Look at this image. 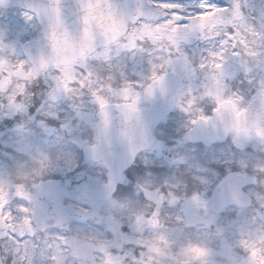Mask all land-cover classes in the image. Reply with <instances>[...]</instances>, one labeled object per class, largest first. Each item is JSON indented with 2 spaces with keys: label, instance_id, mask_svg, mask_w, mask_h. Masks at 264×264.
<instances>
[{
  "label": "flooded vegetation",
  "instance_id": "af4514ba",
  "mask_svg": "<svg viewBox=\"0 0 264 264\" xmlns=\"http://www.w3.org/2000/svg\"><path fill=\"white\" fill-rule=\"evenodd\" d=\"M27 1L5 0L0 4V142L6 146L7 162L10 153L7 146L24 142L28 133V137L38 142L73 147L58 136L63 137L68 130H74L75 138L83 134L86 145H96L98 119L97 111L91 112L95 92L92 90L97 84L105 83L104 77L109 69L117 67L116 77H111L108 88L103 85L105 90L100 92L108 97L107 103L126 105L122 111L133 113L137 119L146 115L141 118L142 123L148 120L149 114L160 110V119L149 125L154 145L172 144L167 138L172 134L193 152L183 158L180 156L177 168L181 170L166 172L168 183L179 185L176 189L180 190L182 204L171 214V226H187L189 221H201L209 229L208 233L202 232L205 238L210 234L216 236L219 227L229 229L230 226L248 225L264 228V48L261 47L264 43V0H130L136 11L121 37L106 47H98L94 54L72 65L51 68L38 76L33 73L24 48L29 41L41 38L42 27L28 12ZM90 2L100 5L97 8L101 12L106 7L103 0ZM161 3L182 4L184 9L179 10V15L185 17L182 23L188 22V16L204 11L201 4L216 7L207 15L178 27L174 20L156 22L163 15V9L158 5L145 7ZM25 12L31 19H25ZM141 15L145 22L130 31L129 25ZM62 20L65 25L72 23L69 19ZM55 23L65 26L62 22ZM228 26L237 29L239 43L234 41L233 46L242 54L233 56L229 50L224 60L210 56L220 47L219 39L213 37ZM103 30L101 28L99 32L104 34ZM144 39L151 41L154 48L147 45L144 50L131 51L137 47L138 40ZM54 47L68 48L61 44ZM177 47L181 54L175 51ZM87 60L92 62L87 63ZM79 64L87 66L89 72L95 69L97 80H88L85 86L83 81H77L78 76H74L73 81L61 76ZM57 70L58 76H55ZM153 76L159 78L153 80ZM150 88H153L152 94L146 96ZM60 95L61 100L69 99V108L64 109L66 112L60 115L61 118H54L55 121L51 122L48 115L38 114L43 110L42 104L56 97L59 99ZM218 110L221 116L224 115L223 119H228L227 125L209 123L202 127H217L214 139H183V134L196 121L210 119ZM83 113L88 120L81 119ZM118 115L113 112L109 118ZM33 119L43 120L44 127H36L31 122ZM53 128L58 129L55 134L50 132ZM178 130L177 135L174 132ZM61 158L68 160L70 165L75 162L76 155L68 153ZM173 158L178 162V156ZM146 160L136 156L117 182L126 177L135 187L139 174H146L145 169L154 164V159L151 162ZM51 166H44L45 170L39 174L25 167L20 175L13 173L21 176L19 180H10L9 176L8 183L0 187V209L9 205L16 215L0 216V264H182L178 250L175 247L172 250L174 243L181 242L174 236H164L160 238L162 240L150 236L139 240L130 236V240H123L120 235L77 234L75 228L83 219L75 217L76 185L74 180L69 181L71 177L75 179L76 171L70 165L69 170L51 177L49 175L54 174ZM5 168L11 172L8 166ZM230 177L243 180L237 183L238 197L234 201L217 203L214 197L216 187ZM204 180L211 185H204ZM126 186L124 184L122 188ZM87 191L85 188L84 192ZM195 196L202 203L197 199L195 202ZM167 198L171 202L170 192ZM221 199L225 200V197ZM21 204L28 207L23 215L16 212ZM186 209L193 211L188 214ZM178 216L182 218L180 221L176 219ZM81 229L85 233L88 228L83 224ZM13 233L15 240L11 239ZM197 234L202 242L204 236ZM155 243H159L160 249L168 250L151 249ZM142 252L138 260L128 258L139 257ZM216 260L219 261V257ZM230 263L231 260H227V264ZM187 264L207 263L199 260Z\"/></svg>",
  "mask_w": 264,
  "mask_h": 264
},
{
  "label": "rangeland",
  "instance_id": "374dc122",
  "mask_svg": "<svg viewBox=\"0 0 264 264\" xmlns=\"http://www.w3.org/2000/svg\"><path fill=\"white\" fill-rule=\"evenodd\" d=\"M90 61L92 62V60H87L86 62L88 63ZM77 66L84 67L85 65H76L72 69L64 71L61 76L73 81L74 76H76L77 78ZM116 72H118L117 67H112L111 69H109L106 72L107 77H104L105 83L97 84L92 90V93L95 91L93 93L91 102L92 114L98 109L101 100H103L104 102L108 101V97L100 95V92L102 90H105L103 88V85L108 88V84L111 81L110 78L116 77ZM85 79L87 81L91 79H93V81H96L97 74L95 72V69H91V72L88 73V76ZM77 81H79L78 78ZM80 88L78 91L79 93L81 92ZM59 99L56 97L55 99L49 100L42 104L41 109L43 110H39L38 114L48 115L51 122L55 121L54 118H61L60 115L66 112V110L64 109L69 108V104L67 101L69 99L66 98L64 100H61V95L59 96ZM81 119L88 120L87 116L84 113L81 115ZM31 122L35 124L36 127H44V121L41 119H33ZM60 125H63V122L60 123ZM29 126L30 124H28V127ZM48 128L49 127L47 126V129ZM71 129L73 128L71 127ZM56 130L58 129L53 128V130H51L50 132L55 134ZM67 132L68 133L66 135L62 134L63 137H58L59 139L64 138L65 141L62 142L70 143L73 145L71 151L66 152V144L61 143L51 148L46 141L42 144V142H38L32 139L31 136L28 137V135L30 134L28 133L27 138L24 142L7 146L8 150H10V153H8L9 162L6 161V155H4L6 146H2L3 141H1L0 187L5 183H8L9 176H11L10 180H19L21 176H14L13 173L16 175H20V172L24 170L25 167H28V171L33 173L36 172V174H39L42 171H39V169L36 170L37 166L43 168V165L51 164V167H54L52 172L54 174L49 176L57 177L58 175H60L59 173L65 170H69L70 165H72V170L76 171L75 179L74 177H71L69 178V181L72 182L74 180V184L76 185V195L74 198L76 208L75 217L83 219L81 223H77L79 224L75 228L77 234L83 233L91 236L99 234L117 236L120 235L122 236L121 239L123 240H130V236H135L134 239L137 238L139 240L143 239V237L145 236H150L154 240H162L160 239L161 237L170 235L174 236L176 240L179 239L181 241L178 244L174 243L172 250L174 249V247L176 248V250H178V255L182 258V264H187L193 261L196 262L199 260L203 261V263L206 262L207 264H227V260H231L230 264H264V259H262L264 228L262 227H246L240 225H235L233 227L230 226L229 229L219 227L218 233L215 234L216 236H212V234H210L205 238V235L202 232H204L205 230L208 233L209 229L203 226V222L189 221V224H187V226L185 225V230H188L190 234L184 233L183 228V231L181 230L180 235H174L172 233V230H170V226L172 225L171 214H173L174 210L182 204H180L179 194L170 193V196L172 198L170 202L165 195V189L163 190V192L160 191V193L157 195H152V193L150 192L148 193V187H145L143 189V192L145 194H148V196H150L151 198H156V204L150 211H146V207L144 204H142V202V205L139 208L135 206L132 210H130V208L125 207L126 201L124 202L121 200H127V196L130 197V201H136V196L134 195V193L136 192L132 189V187H134L132 182L126 177H123L117 183H110L100 166H98L97 164H85L81 160V150L82 147L86 144L83 142L84 135L82 134V136L78 134V138H75L76 133L74 132V130L71 132L68 130ZM174 133L178 135L180 131L178 130ZM5 136L6 138L9 137V135H4V137ZM175 137L176 136H172V134L170 137L167 136V138L171 140L172 144L158 143L153 148L146 151L145 154H142L141 159H147L146 162H151V159H154L156 161L161 160V162L167 163V170H175L180 164L178 160H181V155L183 158L184 155H191L190 153H193L192 150H190L189 146H186L182 141H177L176 139H174ZM173 141L175 142L174 144ZM66 153L75 154L77 156L76 162L69 165L62 161L60 158L62 156H66ZM174 155L178 156V162H174ZM27 156L28 158H26ZM78 157H80V161H78ZM66 162H68V160ZM6 166H8V169L11 170V172L6 171ZM158 166L160 165L158 164ZM157 169L158 168H154V170L152 171L151 181L163 179L164 172H160ZM145 170L147 172L146 174H139L140 176L138 175L139 181L144 179L146 176H149L148 172L150 170L148 168H146ZM87 171H91V173L88 174ZM204 182H206V180H204ZM146 183L150 185V179L141 184L140 187L144 186ZM159 183L160 182H157L156 186ZM124 184L127 185L125 189L122 188ZM204 185L210 186L211 183L206 182ZM84 187L89 191L84 192ZM160 187L162 186L160 185ZM139 196H141V194H139ZM194 201L197 202L196 199H194ZM137 204L139 205V203ZM192 211V209H186V212L188 214H190ZM83 224H85L88 228L85 233L81 229V226H83ZM80 230H82L83 232ZM197 233L204 236L202 242L201 240L199 241L193 237V235ZM175 238L173 240H175ZM215 239H217V242L214 243ZM158 245L159 243H155V247L151 249L164 251L168 250V248L164 247L160 249ZM230 254H232V259H229ZM217 257H219V261L216 260ZM222 261H224V263Z\"/></svg>",
  "mask_w": 264,
  "mask_h": 264
},
{
  "label": "water",
  "instance_id": "95a60500",
  "mask_svg": "<svg viewBox=\"0 0 264 264\" xmlns=\"http://www.w3.org/2000/svg\"><path fill=\"white\" fill-rule=\"evenodd\" d=\"M68 2L72 5V8H65L63 11L66 12L65 16L62 18L69 19L68 12H75L77 11L80 5V0H62ZM110 2L118 8L120 13H116L113 11H108L107 7V16L102 17L100 14L93 15L90 20L96 19L99 20L98 23H101V26L106 29V35H99L97 32V28L100 26L96 23V26H91L90 28V35L85 34L81 41L73 39L74 37H78L81 35L78 31H73L74 34H69L67 39L64 42H71L75 44L65 45L68 46L66 49H41V43L34 45L35 43L28 44V59L33 65L35 66L36 72L42 71L46 67L56 66V65H66L71 62L76 61L78 58L82 57L83 55H88L94 51L96 47L99 45H107L111 43L114 39H116L120 34L123 33L127 19L123 18L125 13L128 12V8L122 5H117L116 3L118 0H110ZM52 0H35L34 3H29L28 9L32 11L36 19L44 23L48 21L46 15L43 14V7L46 5H50ZM126 2L124 1V4ZM39 9L40 11H33V8ZM72 13V12H71ZM77 16H79L77 14ZM102 17V21L99 19ZM123 19V20H122ZM89 20V21H90ZM121 21V22H120ZM98 25V26H97ZM73 27L70 29L72 30ZM89 35V37H87ZM81 42V43H80ZM80 43V44H79ZM43 44V43H42ZM121 106L118 105H104L101 107L100 112L98 114L100 124L98 125L100 131V143L96 147L85 148L84 154L88 157H100L105 165L108 167L110 172L113 174L112 177L115 178L121 170L126 167V165L130 162V159L139 151L147 147L151 143V137L146 135L147 131L143 128H136L134 132L137 131L138 138L132 139L131 130L129 135L121 134L120 126H117V121H109L105 119V116L112 110V109H120ZM162 112L157 110L153 114H151V120L159 119ZM212 119L209 121H200L198 122L195 127L188 131L186 137L188 138H196L202 139L203 132L199 133L200 126L205 124H215L218 126V120H220V115L216 114ZM130 129H133L132 125L129 126ZM207 138H212L211 135H207ZM234 185V179L227 180L223 186L228 187Z\"/></svg>",
  "mask_w": 264,
  "mask_h": 264
},
{
  "label": "snow or ice",
  "instance_id": "6c2138e0",
  "mask_svg": "<svg viewBox=\"0 0 264 264\" xmlns=\"http://www.w3.org/2000/svg\"><path fill=\"white\" fill-rule=\"evenodd\" d=\"M5 0H0V4H4ZM159 6L160 8L163 9V15H160L157 19V23L160 22H168L169 20H174L175 24L179 27V26H184L187 25L190 21H192L194 18L200 17V16H204L207 15V13L209 12V10L213 7V5H207V4H201L200 7L202 9H204V11L201 12H197L193 15H190L187 17V23H182V21L185 20V17H182L179 15V10H183L184 6L182 4H178V3H161V4H156V5H151V6H145V7H152L155 8L156 6ZM100 7V5L98 4H93L90 2V0H81L79 8H80V12H81V16H80V21L81 19L83 20V23L85 25L88 24L91 14H92V10L94 8ZM107 7H108V11H115L116 13H120V11L118 10V8L116 6H114L110 0H107ZM237 7H239V5H237ZM219 8V7H218ZM227 9V8H225ZM33 11H40L39 9H36L35 7L32 9ZM43 14L47 16L48 20H55L57 23L62 22L64 25V21L61 18V9H60V3L59 0H53V2L50 5H46L43 7ZM141 11H143V9H141ZM83 14V15H82ZM23 15L25 16V19H31V16L29 15L28 12L23 13ZM145 22L144 17L138 16L137 19H135L130 25H129V30H133V29H138L140 27V25ZM254 28V26H253ZM227 29H230L227 30ZM85 33L87 34V29H85ZM213 38H218L219 39V49L217 51H214L212 53H210V56H215L218 57L220 60H224L226 58V56L229 54V50L230 53L233 56H240L242 53L240 52V50L238 49V47L233 46L234 41L238 44L239 41L237 40V29L232 27V26H228L225 31L219 33V35H217L216 37ZM137 47L133 48L131 51H136L138 48L140 50H144V48L147 45H151L153 48L154 46L151 44V41L144 39V40H138L136 42ZM261 47L264 48V43L261 44ZM175 51L177 52V54H181L180 53V49L179 47H177L175 49ZM171 53V50H169V54ZM77 72V76H78V80L83 81L85 86L87 85V80L85 79L88 76V68L87 66L85 67H80L77 66L76 69ZM55 76H58V70L55 72ZM159 77L157 76H153L152 79L156 80ZM79 87V84L77 85ZM151 91V89H149V92ZM104 101L101 100L100 101V105L101 107H103L104 105ZM215 111V109H214ZM194 199H197L200 201L198 196H195ZM201 202V201H200ZM202 203V202H201ZM205 205V211L207 212V205ZM28 207L25 206L24 204H21L17 207L16 212H18L19 214L23 215L25 210ZM0 216H11V217H15L16 215H14V212L12 210V208L7 205L4 209H0ZM177 221H180L182 218L181 217H176ZM11 239L15 240V234L13 233L11 236ZM61 239H66V238H61ZM113 252V250H111ZM113 254H117L115 252H113ZM123 254V253H120ZM143 252L140 254L139 257H128L129 259L135 261L138 260L141 256H142Z\"/></svg>",
  "mask_w": 264,
  "mask_h": 264
}]
</instances>
